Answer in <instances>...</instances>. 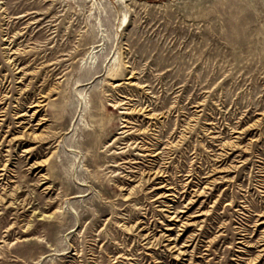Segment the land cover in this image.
Listing matches in <instances>:
<instances>
[{"label": "rangeland", "instance_id": "1", "mask_svg": "<svg viewBox=\"0 0 264 264\" xmlns=\"http://www.w3.org/2000/svg\"><path fill=\"white\" fill-rule=\"evenodd\" d=\"M0 264H264V0H0Z\"/></svg>", "mask_w": 264, "mask_h": 264}, {"label": "bare ground", "instance_id": "2", "mask_svg": "<svg viewBox=\"0 0 264 264\" xmlns=\"http://www.w3.org/2000/svg\"><path fill=\"white\" fill-rule=\"evenodd\" d=\"M39 104H40V102H39Z\"/></svg>", "mask_w": 264, "mask_h": 264}]
</instances>
